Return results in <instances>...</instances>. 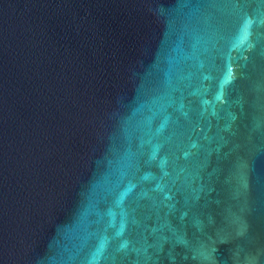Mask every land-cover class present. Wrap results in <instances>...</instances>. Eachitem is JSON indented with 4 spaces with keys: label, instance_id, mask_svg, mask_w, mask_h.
Wrapping results in <instances>:
<instances>
[{
    "label": "water",
    "instance_id": "95a60500",
    "mask_svg": "<svg viewBox=\"0 0 264 264\" xmlns=\"http://www.w3.org/2000/svg\"><path fill=\"white\" fill-rule=\"evenodd\" d=\"M0 264H264V0H0Z\"/></svg>",
    "mask_w": 264,
    "mask_h": 264
}]
</instances>
